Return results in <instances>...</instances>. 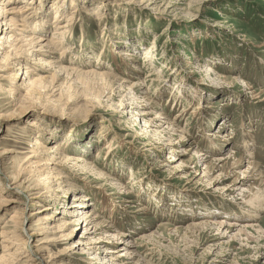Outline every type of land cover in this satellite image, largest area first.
Returning <instances> with one entry per match:
<instances>
[{
	"label": "rangeland",
	"instance_id": "obj_1",
	"mask_svg": "<svg viewBox=\"0 0 264 264\" xmlns=\"http://www.w3.org/2000/svg\"><path fill=\"white\" fill-rule=\"evenodd\" d=\"M46 1L49 7V11H45L46 16L42 14L39 19L31 13L23 15L24 21L34 28V33L52 34L56 30L52 24L55 12L60 11L57 7H64L63 12L75 14L69 28L70 33L65 37V45L70 44V49L63 51L55 45L58 47L57 52L48 55L56 65H72L83 70L95 68L97 72L108 71L117 76L120 83L125 78L135 83H138V79H143L145 84L151 87V103L161 107L157 111L161 109L166 118L183 128L187 138L196 139L200 152L217 158L235 151L237 158H244V164L239 167L240 170H236V175L242 177L241 171L247 168L248 161L251 160L259 165L264 174V101L246 97V87L242 82L250 84L264 96V0ZM92 9L96 11V15L91 14ZM40 20L45 21L47 26L44 22L39 23ZM153 46L157 50V54H154L158 56L155 60L157 64L145 60L148 59L146 52L149 53ZM119 48L137 52L139 59L136 64H139L143 72L139 76L136 75L135 79L112 67L115 64L114 51ZM33 60V63H26L36 73H44V67L51 69L40 64L37 59ZM190 61L200 63L204 71L207 66L213 67V71L209 74L195 72L189 77L187 84H194L197 77H203L205 82L199 92L205 97L202 98L200 110L195 108L199 106L198 101H194L188 105L184 115L177 117L188 101L174 100L163 85L172 86L177 77L186 75ZM152 69L155 70L154 75L148 76ZM160 69L163 70L159 73ZM23 71H26V68L21 73ZM217 74L227 77V83L216 79ZM234 76L239 78L238 82L233 81ZM68 77L63 74L54 89L51 87V90H46L40 98H35V101H22L24 106H33L25 111L24 106L20 105L22 103L9 95L8 89L12 83L8 80L2 82L4 89H0V112L6 118L0 119V152L3 149L10 151L7 153L10 158L4 161L7 164L3 166V172L11 176L12 172L21 170L22 163L31 149L32 138L27 135L28 120L40 117L47 128L45 137L50 139V147L59 144L67 154L84 156L88 162L93 163L96 170H103L107 177L112 178L110 180L113 183H122L124 187L132 188L133 194L129 198L131 202H121V195L114 194L115 187H109L105 191L98 188L97 183L100 184L101 181L95 173L75 172L64 169L59 164L55 165L60 169L64 183L63 190L56 192L59 204L55 206L54 198L48 194L45 204L49 208L37 216H30L26 224L27 230L35 228L37 221H43L42 226L53 228H50V232L41 229L35 234L31 240L33 250H25L27 254L45 247L47 255H51V264H98L96 259L90 258L98 256L107 257L101 261L105 264L110 256L125 254V248L128 246L133 253L130 257H122L125 264H264V207L259 216L252 220L249 218L248 221L245 215L251 213L252 206L245 207L241 204L243 199L240 191L243 187L239 191L231 185L235 176L223 181L213 179V184H209L208 176L203 177L204 165H200L199 171L195 173L197 165L189 164L186 178H179L174 168L179 165V161L173 157L177 153L174 149L187 148L185 143L167 145L164 151L159 150L160 144L155 148L146 145L150 139L145 137V133L137 132L140 127H144L145 122L141 121L140 124L139 119L138 127L133 124L127 127V119L118 115L106 98H102V101L95 99L101 95L109 82L102 78L80 75ZM58 85L60 87H57ZM112 85L116 87L115 81ZM20 90L22 91V88ZM17 94L15 95L18 96ZM119 100L120 97L117 96L114 102L118 103ZM127 105L130 106L131 101H127ZM155 110H152L145 120L155 118ZM166 118L160 119L165 123ZM152 128L155 127L149 129ZM248 130L251 132H247ZM215 134H229L230 140L220 142L228 137L218 139L214 137ZM252 140V145L247 143ZM228 141L231 143L227 144ZM112 147V150L108 149ZM192 155L194 152L179 153L177 157L181 156L184 161H190ZM163 163L166 164L162 165ZM223 168L231 169V164H225ZM220 169L214 167L210 176H217ZM114 176L119 178L118 182L113 180ZM134 176L139 178L135 180ZM141 177H145L147 182L158 183V188H147L143 185L144 189H139ZM134 181V186H130L129 183ZM252 182L257 183L254 179L248 183ZM6 183H10V180L1 176L0 191L3 192L0 199L3 203L5 200V203L0 205V230L17 210L21 211L17 215L29 216L38 208L43 209L31 206L23 210L24 198L20 191L8 189ZM248 183L244 187H248ZM226 186H230L228 190H225ZM5 187L9 192H4ZM64 190H67L66 193ZM95 191H100L105 197L109 195L108 202L119 211L116 214L117 219L102 215L105 226H99L95 230V226L91 224L90 229L94 228L90 232H87L89 229L84 228V224H69L79 217L68 214L76 208L74 204H78L74 202L75 196L85 192L90 193L88 195L92 197V192ZM138 191H141L143 196L137 197ZM233 200L235 202L232 203ZM92 203L93 201L85 209L98 207V204L94 206ZM139 203L148 207L145 213L138 211ZM22 211H25V214H22ZM44 215L53 218L46 221L42 218ZM207 219L213 220L212 225L199 231L185 230L192 222ZM223 219L228 222L227 225L224 223L220 230L217 227L219 220ZM234 221H238L242 226L251 222L254 226L247 228L248 233L243 232L237 237L234 235L239 233L237 231L241 226H231ZM59 226L64 227L59 229ZM110 226L112 228H109ZM175 227H178V230L174 232ZM117 231L125 236L121 240H112L111 234H116ZM152 232L158 233L152 239L142 240L143 235ZM90 237L94 239L88 240ZM1 238L0 235V244ZM45 239L47 241L43 244L35 246L38 241ZM78 240L90 244H78ZM127 241L134 242L135 246H131V242L127 244ZM3 250L0 247V255L4 253ZM216 259L226 261L217 262ZM112 261L118 262L114 258Z\"/></svg>",
	"mask_w": 264,
	"mask_h": 264
},
{
	"label": "bare ground",
	"instance_id": "obj_2",
	"mask_svg": "<svg viewBox=\"0 0 264 264\" xmlns=\"http://www.w3.org/2000/svg\"><path fill=\"white\" fill-rule=\"evenodd\" d=\"M47 2L48 1L46 0H28V2L27 0H0V89H4L1 85L3 81L6 80L10 81L12 85L8 89V91L10 92L9 95L14 97L15 101L22 103L20 105H23L24 102L22 101H26L28 99L34 100L37 97L40 98L41 95H43V93H45L46 90L48 89L51 90V87L54 89L56 87L58 80L63 77V74L67 75V77L71 76V78L80 75V76L105 79L109 83L105 86L101 95H99L98 98L95 99L102 101V98L103 100L106 98V101L111 103L110 105L111 107L114 108V110H116V113L127 119L125 121L127 127L131 126L132 124L138 127L139 119H140V124L141 121L145 122L144 123L145 125H143L144 127H140V129L137 130V132L138 134H140L141 132L145 133V137L147 136L150 139L149 142L146 143V145H150L153 148H155L157 144H160L161 148L159 150L164 151L166 150L167 145H174V144L176 145L178 143L186 144L187 148L185 149H183V147H178L174 149V152H177L174 154L175 156H173L174 160L179 161V165H177V167L175 166L174 168L176 170V175L179 178H186L187 175L186 170L187 168H189L190 166L189 164H195V166L197 165L198 169H195V173L199 171L200 165H204L203 177L208 176V180L210 181L209 184L212 183L213 179L223 181L230 176H235V178L231 182V185L235 189H238L239 191L241 187H243L242 191H240L241 192L240 195H242V199H243L241 204L245 205V207L252 206L251 213L246 214L245 217L248 219V221H250L254 217H257V215L259 216L260 211L264 207L262 206L264 205V174L263 171L260 170L259 165L253 163L254 160L253 161L247 160L248 166L245 170L241 171V175L243 176L240 177L239 174L236 175V170L241 169L239 167L243 166L244 158L243 157L237 158V155L234 153L235 151L231 153L227 152L226 156L220 155L217 158L208 157L205 155V153L200 152L199 151L200 146L199 143L196 141V139H193L192 137L187 138L183 128L178 127V125H176L174 121H171L170 119L166 118L165 114L161 112L162 111L161 109L160 111H157V109L161 107H159V105L156 106L155 105L156 103L155 104L151 103V96H150L152 95V92L150 90L151 87H148V85L145 84L143 79H138L137 80L138 83H135L125 78L122 79V82L120 83L118 82L120 79H118L117 76L113 75V73H110L108 71L97 72L94 70L95 68L93 70H87V69L83 70L79 67H75L72 65H63V66H61V64L56 65L55 61H52L51 58L48 57L49 53L57 52L58 47H60V49L63 51L67 50L68 48L70 49L71 47L69 46L70 44L65 45L66 43L65 37L68 33H70L69 28L73 22L72 20L75 17V14L74 12L68 14L67 12H63L62 9L64 7L62 9L60 7H57V9H59L60 11L55 12L54 14L55 19L52 24V26L56 28V30L53 31L52 34L34 33V28L30 25V23L24 21L23 15L27 13H31L37 16V18L41 19L42 14L46 16L45 11H49ZM45 4L47 7L45 6ZM90 12L91 14L96 15V11L94 9H92ZM43 22L44 25L47 26V23H45V21L43 20L39 21V23H43ZM34 27L38 29L36 25ZM21 30L23 32H21ZM45 31L48 32L47 29H45ZM163 33L165 34L166 30ZM55 45H57L58 47ZM64 53L65 52H63V54ZM154 54H157V50L153 46L149 50V53L146 52L145 56L148 57V59L145 60L148 62L154 61L153 63L157 64L155 60L158 59V56H155ZM32 57L33 59H37V61L40 64L51 67V69L47 70L45 69L46 67H44V71L46 70L44 73H36L31 68V66H29L28 63H26L27 61L33 63L34 60L32 59ZM137 59H139L137 52L119 48L118 50L114 51L115 64L112 65V67H114L116 70H119V72L127 74L130 77L132 76L135 79L136 75L139 76L143 72L139 64H136ZM99 63L100 62H97V64ZM188 64L189 65L187 66H189V70L186 75L184 74L181 77H177L174 80V84L172 86L163 85L164 89L169 91L170 97L173 98L174 100L183 102L182 99H186L185 101L186 102L188 101L187 106L183 108V110L179 113V115H177V117L184 115V113H186V111L188 110L189 107L188 105H191L194 101H198L199 106L198 107L196 106L195 108H197V110H200L202 98L205 97V95L202 92H199V88H202L201 85L205 82L203 77H197L194 84H187L186 82L189 79V77H191L192 74H194L195 72H205L206 74H209L210 71H213L212 69L213 67L210 66H207V70L204 71L202 69L203 66L199 65L200 63L197 62L195 63L190 61ZM24 68H26V71H23L21 73V71ZM153 70L154 69L150 70V74L148 76L154 75ZM162 70L163 69H160L159 73ZM51 71L54 72L48 75L47 73H51ZM176 71H178V69ZM32 72L36 75H34ZM216 79L223 80L225 81L224 83H227L228 81L227 77L224 78V76H222L221 74L220 75L217 74ZM75 80L76 79H74L73 81L75 82ZM112 80L113 82L115 81L116 87L115 85H112L113 84ZM233 81L238 82L239 78L234 76ZM242 82L244 84L243 86L246 87V92H245L247 93L246 97L257 101L259 100L260 102L264 101V96L260 95L261 93L259 94L257 90H255L253 87L250 86V84L246 83L245 81ZM57 87L60 86L58 85ZM169 87L171 89H169ZM21 88L22 91L20 90ZM23 90L25 91L24 93ZM15 94H17L18 96H16ZM117 96L120 97V100L118 101V103H115L114 99ZM127 101H131L130 106L127 105ZM29 105L27 106L23 105L24 106L23 111H25L27 108L30 109L33 107L32 105H31L32 107ZM224 105H226V103ZM152 110H155V118H153L152 120L151 119L145 120L152 113ZM3 118H6V116L1 114L0 112V119ZM160 118H166L167 121L164 123L163 121H161ZM154 121H160V123L157 124V122ZM28 124L29 127L27 128V135L30 136V138H32L30 143L31 149L28 151V156H26V158L24 159V162L22 163L23 165L21 164L22 165L21 170L19 172L16 171L15 173L12 172L11 174L13 175L11 176L4 173L5 171L3 172V168H4L3 166L7 164V163L5 164L4 161L10 158V156L7 155V153L10 151L3 149L0 152V179L1 176H4L6 180H10V183H6L8 189L14 188L20 191L21 196H23L24 198L22 202V204L24 205L23 210H26L28 207L31 208V206L42 207L43 209L38 208L37 210L33 211L29 216L17 215L18 213L21 212L17 210L16 211L17 213L12 215L8 223L2 226V229L0 230V235L2 236L0 247L4 249L3 250L4 253L2 252L0 255L1 256L0 264H51L52 262L51 255H47L48 253L45 247H41L37 249V252L35 251L32 254H27L25 250L32 249L31 240L32 238H34L35 234L39 233L41 229H47V231L50 232L52 231L50 228L53 227H45L47 225L42 226L44 222L37 221L35 224L36 226L35 228H30V229L28 228L27 230L26 224L30 216H37L39 213H42L43 210L49 208L46 207L45 204V202H47L46 198L48 194L49 197L54 198L53 201L55 206L59 204V201L57 200L56 197L57 196L56 192H61L63 190L64 183H63V175L61 172H59L60 169L55 165L59 164L62 167H64V169H68V170L70 169L71 171H75V172L82 171L87 173L89 171L95 173L96 175L99 176L98 179L101 181L100 184L97 183L98 188L100 189L103 188V190L105 191V189H108L109 187L112 188L115 187L113 188L116 190L114 194L121 195L119 196V200H122L121 202H131L130 201L131 199L129 198L132 197L133 194V191L131 190L132 188L124 187L122 183H113V181L110 180L112 178L107 177L103 173V170H96L95 167L93 166V163L88 162V159L85 158L84 156H74L73 154L72 155L67 154L59 144H55L53 148L52 146L50 147L48 145L50 139L45 137V134H47L48 131L47 128L44 126L40 117L29 119ZM152 126H154L155 128L149 129ZM1 129H2V123L0 122V133L2 131ZM247 132H251V131L248 130ZM207 136H211V134H207ZM214 137L215 138L218 137V139L219 137L221 138L228 137L227 139L220 140V142L221 141L225 142L226 140H230L229 134L222 136L215 134ZM253 141L254 140L247 143L248 144L250 143L252 145ZM226 143L229 144L231 142L228 141ZM247 143L246 145H248ZM108 149L112 150L113 147ZM218 151L220 152V150ZM193 152L194 155H192L190 161H184L181 156L177 157L179 153L191 154ZM249 154L251 155V152H249ZM165 164L166 163H163L162 165ZM225 164H231V169H227V170L224 169L223 166ZM214 167H216V169L221 168L220 172L218 173L217 176L216 175L210 176ZM5 175L7 177H5ZM223 177L225 178L222 179ZM134 178L136 180V178L139 177L134 176ZM251 179H254L255 181H257V183L252 182L249 184L248 182H250ZM113 180H116L118 182L119 178L114 176ZM140 180H141L140 181L141 186L139 187V189L141 190L144 189L142 187L143 185H146L147 188L149 187H152L154 189L158 188V183H155L154 181L147 182V179L145 177H141ZM134 183L135 181L133 183H129V185L134 186L132 185ZM137 183H139V181ZM153 183L156 185L153 186L152 185ZM247 183L249 184V186L244 187V185ZM229 187L230 186L228 187L226 186L224 188H226L225 190H228ZM7 188L6 187L4 188L5 189L4 192H9L7 191ZM66 191L67 190H64L63 192L66 193ZM2 192L3 191H0V197ZM88 194L90 195V193ZM88 194L83 192L80 196H75L74 202H78V204H74L76 208L72 210L71 213L68 214H74L75 216H79V217L77 218V220H75V222H71L69 224H74V225L84 224L85 225L84 228H88L89 230L87 232H90L91 229L94 228L92 227L90 229L91 224L95 226V230H97L99 226H105L103 221L104 216L102 215H109L114 219H117L116 214L119 211H116L113 208V206L108 202L109 195L108 196L106 195L105 197L100 193V191H95V193L92 192V197L89 196ZM99 195L101 196L100 198L98 197ZM136 196L141 197L143 196V193L141 191H138ZM227 198L229 199V196H227ZM90 200L93 201L92 204H94V206L98 204V207H100L101 209H99L98 207L97 208L91 207L88 210L85 209L88 208L87 207L88 204L90 205L91 202ZM48 202L50 201L48 200ZM233 202L235 201L233 200L232 203ZM2 203L3 200L0 199V205ZM147 208L148 207L145 204H140V208L138 209V211L145 213ZM22 212H23L22 214H25V211ZM245 217H241V218L245 219ZM42 218L48 221L51 220L53 217L50 215H44ZM98 219H101V221H98ZM211 221L213 220L208 221L207 219L197 223L192 222L190 225L185 227V230L187 231L191 230L192 232L199 231L200 229L209 226L211 224ZM227 222L228 221H225L224 219L223 221L219 220V227L217 228L220 229L221 226H224L223 225L224 223H226L227 225ZM246 223H250V224L242 226V224L239 223L238 221H234L232 224H230L233 227L241 226V228L237 231L239 233L235 234L234 236L238 237L241 234H243V232L248 233L247 228L254 226L252 225L253 223L251 222H246ZM63 227L64 226H59L58 228L61 229ZM109 228L112 227L110 226ZM30 230H32V232H30ZM73 230H75V228ZM177 230L178 227H175L173 229L174 232ZM118 231L116 234H111L110 237L112 238V240L114 239L121 240L125 236L124 234ZM157 233L158 232H152L150 234L143 235L141 238L142 240L152 239V237H154ZM93 239H94L93 237L88 238V240H93ZM98 239H101V237H98ZM45 241L47 240L45 239L42 241H38V243L35 246H38L39 244H43ZM129 242H131L132 244L131 246L133 245L135 246V243L132 241H127V244H130ZM77 243L90 244V243H81L79 242V240L77 241ZM125 250H126L125 254L110 256V258L108 259L109 261L106 262L105 264H125V262H123L124 260H122V257L124 256L125 258L126 256L130 257L131 253H133V251L130 250L128 246L125 248ZM113 252H117V251L113 250ZM91 254L95 255L92 252ZM90 258L96 259L98 261V264H104V262L101 261L107 259V257L101 258L100 256L90 257ZM112 258L118 260V262H113ZM219 261L222 262L226 260L224 259L217 260V262Z\"/></svg>",
	"mask_w": 264,
	"mask_h": 264
}]
</instances>
